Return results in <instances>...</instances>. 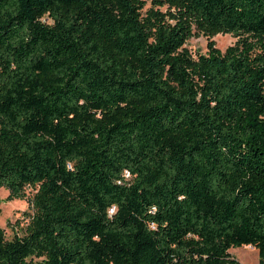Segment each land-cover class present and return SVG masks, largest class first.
<instances>
[{"label": "trees", "instance_id": "16d2710c", "mask_svg": "<svg viewBox=\"0 0 264 264\" xmlns=\"http://www.w3.org/2000/svg\"><path fill=\"white\" fill-rule=\"evenodd\" d=\"M1 188L0 264H264V0H0Z\"/></svg>", "mask_w": 264, "mask_h": 264}, {"label": "rangeland", "instance_id": "374dc122", "mask_svg": "<svg viewBox=\"0 0 264 264\" xmlns=\"http://www.w3.org/2000/svg\"><path fill=\"white\" fill-rule=\"evenodd\" d=\"M213 40L222 52L236 43V39L231 35H219ZM207 44V39L202 37L190 40L186 44V48L194 55L197 53L206 54ZM26 193L25 199H14L10 197L5 188L0 189V228L4 231L7 241L25 235L35 214L32 202L35 191L28 188ZM230 253L239 264H259L258 251L252 247L232 249Z\"/></svg>", "mask_w": 264, "mask_h": 264}]
</instances>
